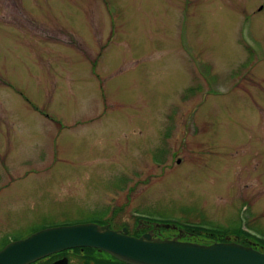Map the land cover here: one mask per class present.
Returning <instances> with one entry per match:
<instances>
[{"label": "rangeland", "instance_id": "rangeland-1", "mask_svg": "<svg viewBox=\"0 0 264 264\" xmlns=\"http://www.w3.org/2000/svg\"><path fill=\"white\" fill-rule=\"evenodd\" d=\"M126 179L264 235V0H0V238Z\"/></svg>", "mask_w": 264, "mask_h": 264}, {"label": "flooded vegetation", "instance_id": "flooded-vegetation-1", "mask_svg": "<svg viewBox=\"0 0 264 264\" xmlns=\"http://www.w3.org/2000/svg\"><path fill=\"white\" fill-rule=\"evenodd\" d=\"M262 9V7H261ZM180 163V160L177 161ZM151 183L138 182L135 179H126L125 183L115 190L113 199L99 203L102 208L95 210L90 215L62 218L47 222H37L31 218L23 227L30 232L29 235L39 229L62 224L94 222L100 226H108L112 230L126 232L129 235L141 237L150 234L152 238L179 239L201 244L214 242H236L246 246H252L264 252V235L257 227V215L250 210H236L232 215V222L224 225L220 221H209L202 224L193 220L181 219L150 210L145 203L152 199L148 197V189ZM80 218V219H79ZM73 219L76 221H70ZM28 236V235H27ZM26 237V236H24ZM22 237V238H24ZM0 238V249L8 242L19 239ZM129 264L121 261L105 251L89 246H77L51 253L39 258L30 264Z\"/></svg>", "mask_w": 264, "mask_h": 264}, {"label": "water", "instance_id": "water-1", "mask_svg": "<svg viewBox=\"0 0 264 264\" xmlns=\"http://www.w3.org/2000/svg\"><path fill=\"white\" fill-rule=\"evenodd\" d=\"M77 246L98 248L129 264H264L263 251L236 242L136 237L94 222L48 226L12 240L0 249V264H30Z\"/></svg>", "mask_w": 264, "mask_h": 264}]
</instances>
